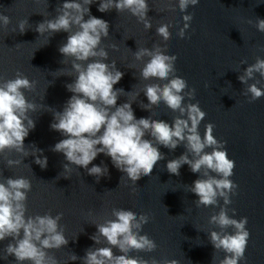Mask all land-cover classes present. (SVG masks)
Masks as SVG:
<instances>
[{
    "label": "clouds",
    "instance_id": "9594fccd",
    "mask_svg": "<svg viewBox=\"0 0 264 264\" xmlns=\"http://www.w3.org/2000/svg\"><path fill=\"white\" fill-rule=\"evenodd\" d=\"M94 2L65 0L62 6L57 7L55 18L45 19L35 28L40 36L61 31L68 33L66 43L58 51L65 58L64 63L71 60V68L75 73L74 82L66 84L67 90L73 95L62 111L53 113L54 120L50 124L52 130L66 138L57 142L51 150L64 155L67 161L63 164L65 173H71L73 168L70 165H75L76 169L84 168L88 175L95 176L97 182L100 177L109 174L107 165L88 166L103 153L136 185V181L142 176H150L157 163L165 159L159 146L175 150L183 144L186 151L178 158L168 160L166 169L170 174L179 176L180 168L187 164L191 172L199 174V178L189 188L198 197L195 201L197 207L217 206L219 200H223L219 212L209 219V223L220 231H211L209 240L217 252L224 253L218 264H239L245 259L250 233L246 228L247 217L237 220L228 214L227 205L232 203L230 197L238 189V185L230 179L234 174L235 161L228 157L225 148L227 142L214 136V124L208 123L201 136L199 125L206 113L199 103L184 102L186 97L188 101L195 99L196 89H189L187 81L176 75L178 56L166 54V42L171 38L169 29L172 25L165 23L156 28V34L165 42L163 47L160 44H154L151 49L140 47L134 52V58L136 61L148 58L140 69L143 80L164 81L162 84L144 85L143 93L148 103L141 108L149 110L162 102L179 115L172 119L171 124L152 119L151 116L137 119L132 102L117 106L118 98L125 91L122 88L114 89V85L123 78L124 73L117 70L115 60L105 63L109 53L101 44L109 36V23L90 14L88 5ZM198 3L199 0H178V8L180 12L187 13L190 6L194 7ZM165 7L175 10L170 0ZM112 9L118 13L129 12L143 23L145 30L152 28L147 16V0H100L98 11L108 12ZM86 15L87 20L84 19ZM182 19L184 24L177 35L181 39L190 38L186 32L193 15L185 14ZM10 23L7 15L0 14V26L7 28ZM28 25L27 19L19 21V33L23 34L29 28ZM255 26L264 33V19L258 18ZM111 47L115 49L116 45ZM245 63L241 61V64ZM257 73L264 78V59L259 57L238 76V80L247 85L243 95L250 94L249 103L264 96V90L257 86L259 80L248 84ZM35 87L36 82L30 81L19 71L12 79L0 77V155L11 151L23 157L32 155L35 157L34 163L46 169L48 158L43 156V150L32 144L30 152L24 144L25 138L36 126L29 113L37 110V105L26 98L24 90L34 91ZM146 135L151 138L146 139ZM5 159L9 168L22 163L20 159ZM31 190L32 182L25 177L0 179V241L12 238V242L3 250L2 258L6 260L8 256H14L17 264H59L57 258L49 254V250H58L69 242L60 224L64 214L26 215V201ZM232 212L235 215V209ZM111 216L113 218L96 224L97 232L90 237L97 245L102 243L103 238L108 246L87 249L82 258L83 264H161L155 259L148 261L129 255L133 251L150 253L157 247L148 234H141L143 226L151 219L149 214L138 215L132 210L113 208ZM229 228L233 231L228 232ZM113 248L122 254H114ZM70 259L75 261L78 257L72 253ZM162 264H179V261L164 260Z\"/></svg>",
    "mask_w": 264,
    "mask_h": 264
}]
</instances>
